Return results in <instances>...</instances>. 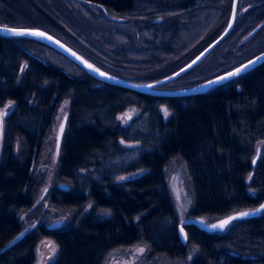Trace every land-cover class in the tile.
<instances>
[{"label": "trees", "instance_id": "16d2710c", "mask_svg": "<svg viewBox=\"0 0 264 264\" xmlns=\"http://www.w3.org/2000/svg\"><path fill=\"white\" fill-rule=\"evenodd\" d=\"M36 1L47 8L37 12L38 23L26 9H35L32 0H0V25L42 29L100 69L137 84L163 79L192 61L226 29L233 5ZM246 4L251 7L243 12ZM263 20L264 0H238L230 33L193 69L160 88L202 83L260 54L264 47L247 52L239 43ZM220 60L219 72H206ZM66 99L56 179L69 188H56L47 198L71 218L63 227L40 224L23 234L22 215L36 203L43 182L36 180L35 164ZM7 104L12 106L0 151V264H36L37 246L46 237L57 246L52 264H103L115 249L138 243L145 260L158 263L264 264V210L220 232L186 225L184 244L165 177L166 166L180 156L193 194L190 218L213 223L264 202V62L207 93L159 97L101 82L40 41L0 36V108ZM130 106L140 113L122 125L118 115ZM101 209L110 217L95 219Z\"/></svg>", "mask_w": 264, "mask_h": 264}, {"label": "rangeland", "instance_id": "374dc122", "mask_svg": "<svg viewBox=\"0 0 264 264\" xmlns=\"http://www.w3.org/2000/svg\"><path fill=\"white\" fill-rule=\"evenodd\" d=\"M32 1L35 3V9H26L29 10L27 12H31V14L34 16V22L38 23L40 21L39 13L41 9L47 10V8L41 1ZM263 47L264 29L260 32V34H256L247 43H245L244 50L246 49L245 51L248 52L249 50H259ZM220 62H222V60L207 66L206 72L208 71L211 74L219 72L220 70L215 69L220 67L217 66L220 64ZM192 79L196 78L193 77ZM10 106H12V104H7L4 108H0V151L2 145L4 121L6 117L4 115V111L10 108ZM68 109L69 100L66 99L58 107L51 134L45 140L43 151L40 154L38 162L35 164L34 173L36 180L39 183H41V181L43 182L42 187H40L36 203L30 210L26 211L25 214L22 215V221L25 225L23 234H26L40 224L48 229L60 228L65 226L71 218V214L68 209H61L55 205H52L47 198L49 193L54 192L56 188H60L61 185L66 184V182L58 181V179H56V173L60 158L61 142L68 119ZM139 113V108L130 106L124 112L118 115V120L122 125H126L130 120L138 116ZM165 173L167 185L179 216V223L182 224L191 216L190 211L193 208V194L190 188V180L188 178L187 168L181 161L180 156L171 159L169 164L166 166ZM89 210L90 205L87 206V211ZM93 214L97 220H103L110 217L109 211L103 209L97 210ZM203 219L207 223H210L208 219ZM56 256L57 246L55 245L54 241L48 237L42 239L36 250V264H52ZM192 257V255L189 256V261L192 259ZM155 259L156 258L145 260V247L142 243H138L128 248L115 249L107 256L103 264H168L158 263V261Z\"/></svg>", "mask_w": 264, "mask_h": 264}, {"label": "water", "instance_id": "95a60500", "mask_svg": "<svg viewBox=\"0 0 264 264\" xmlns=\"http://www.w3.org/2000/svg\"><path fill=\"white\" fill-rule=\"evenodd\" d=\"M85 3H91L90 1L82 0ZM238 0H233L232 5V12L230 16L229 23L226 27V29L222 32V34L213 41L208 47H206L198 56H196L192 61H190L188 64H186L184 67L176 71L175 73L160 79L155 82L150 83H144V84H137L132 83L128 80L119 78L117 76H114L90 61H88L86 58H84L80 53H78L76 50H74L72 47L67 45L65 42L60 40L59 38L55 37L54 35L38 28H26V27H8V26H1L0 25V36L3 37H20V38H29L34 39L37 41H40L56 51L60 52L67 58H69L71 61L79 65L81 68H83L88 74H90L95 79L108 83L113 84L119 87L128 88L131 90H134L139 93L153 95V96H159V97H187V96H193V95H199L203 93H207L214 89L215 87H218L220 85H223L225 83H228L234 79L239 78L240 76L246 74L247 72L251 71L258 65L262 64L264 62V51L260 54L254 56L253 58L247 60L246 62L240 64L239 66L226 71L220 75H217L209 80H206L202 83L180 88V89H161L160 87L164 84H168L185 73L189 72L191 69H193L196 65H198L232 30L235 22L236 17V9H237ZM251 6H246L243 9V12H246L248 9H250ZM119 20V19H117ZM161 19L155 20V22H160ZM264 27V20L260 22L255 28H253L239 43V45L247 43L251 38H253L262 28ZM12 30V31H9ZM16 32H24V35H17ZM44 33V36H37V35H31L28 33ZM48 37H51L49 39ZM91 66V67H89ZM240 70L239 74L237 75H231L232 73H236L237 70ZM8 111H4V115H7ZM258 156L254 159L253 163L255 164L257 161ZM62 189H68L69 186L66 184H63L60 186ZM264 202L254 209L244 210L240 211L228 216H225L221 219H218L217 221L213 223H207L203 218L200 217H191L187 220H185L182 224L178 226V231L180 238L182 240V243L187 242V233L185 230L186 225H196L199 228L208 231V232H220L224 231L233 221L256 217L261 214V212L264 210ZM243 213H248V215H242ZM227 221V223H225ZM224 224L223 227H219V225ZM216 227H213V226ZM23 237V234H20L17 236L11 243L10 246L16 244L21 238Z\"/></svg>", "mask_w": 264, "mask_h": 264}, {"label": "snow or ice", "instance_id": "6c2138e0", "mask_svg": "<svg viewBox=\"0 0 264 264\" xmlns=\"http://www.w3.org/2000/svg\"><path fill=\"white\" fill-rule=\"evenodd\" d=\"M9 31H12V30H9ZM17 35H24L25 33L24 32H16ZM28 34H31V35H37V36H44L45 34L44 33H38V32H33V33H28ZM49 39H51V37H48ZM91 67V66H89ZM240 70L238 69L236 73H232L231 75H237L239 74ZM264 207V206H262ZM242 215H248V213H243ZM225 223H227V221H225ZM224 224H221L219 225V227H223ZM213 227H216L215 225Z\"/></svg>", "mask_w": 264, "mask_h": 264}, {"label": "flooded vegetation", "instance_id": "af4514ba", "mask_svg": "<svg viewBox=\"0 0 264 264\" xmlns=\"http://www.w3.org/2000/svg\"><path fill=\"white\" fill-rule=\"evenodd\" d=\"M68 1H70V2H83L82 0H68ZM85 3V2H84ZM89 4H92V2L91 3H89ZM250 4H246L245 6H249ZM97 6V5H96ZM99 7V6H98ZM99 8H101V7H99ZM109 17L111 18V19H113V20H117L118 18L117 17H115V16H110L109 15ZM120 19V18H119ZM6 116V115H5Z\"/></svg>", "mask_w": 264, "mask_h": 264}, {"label": "bare ground", "instance_id": "6f19581e", "mask_svg": "<svg viewBox=\"0 0 264 264\" xmlns=\"http://www.w3.org/2000/svg\"><path fill=\"white\" fill-rule=\"evenodd\" d=\"M180 225V224H179Z\"/></svg>", "mask_w": 264, "mask_h": 264}]
</instances>
